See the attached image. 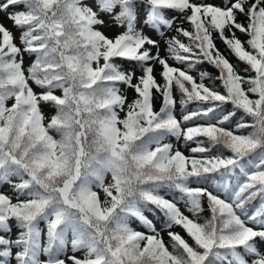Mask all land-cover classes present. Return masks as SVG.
Listing matches in <instances>:
<instances>
[{
  "label": "snow or ice",
  "instance_id": "snow-or-ice-1",
  "mask_svg": "<svg viewBox=\"0 0 264 264\" xmlns=\"http://www.w3.org/2000/svg\"><path fill=\"white\" fill-rule=\"evenodd\" d=\"M0 264H264V0H0Z\"/></svg>",
  "mask_w": 264,
  "mask_h": 264
},
{
  "label": "trees",
  "instance_id": "trees-1",
  "mask_svg": "<svg viewBox=\"0 0 264 264\" xmlns=\"http://www.w3.org/2000/svg\"><path fill=\"white\" fill-rule=\"evenodd\" d=\"M183 27H185V28H187L188 27V24L187 23H185V24H183ZM182 40H184L185 42H187V40H186V38H183V37H180ZM241 38V40H245L246 39V37H244V36H241L240 37ZM216 44H217V47L220 49V51L229 59V61L233 64V65H235V66H237V68H238V70H241V74L243 75L244 73L242 72V69L245 67L242 63H239L238 62V60L233 56V55H229L228 54V52L225 50V46L219 41V40H217L216 41ZM127 66V65H126ZM177 66H179V65H177ZM203 68H204V70H206L207 72H209L212 76H215V75H217L218 74V70L217 69H215L213 66H210V65H207V64H205L204 66H203ZM159 72V71H158ZM193 76H197L198 74L195 72V71H193L192 73H191ZM207 82V81H206ZM133 95H134V93L132 92L131 93V96L129 97V100H131L132 99V97H133ZM159 102H157V104H156V109L158 110L159 109ZM194 107V106H193ZM47 109V108H46ZM47 110H49V109H47ZM50 111V110H49ZM200 123H203V121H200ZM183 142H181V144H182ZM180 150L186 155V156H188V155H191V153L188 151V148H186V147H183V146H181V148H180ZM225 154H227V153H225ZM161 195H164V191H162L161 192ZM178 195V194H177ZM167 198H169V199H171L172 197L171 196H169V197H167ZM205 209H207V203H206V201H205ZM188 213H186V215H187ZM204 215L205 216H207V215H209V213L207 212V211H205V213H204ZM156 216H160V213L157 211L156 212ZM157 226H160V222L159 221H157ZM175 229H178L179 231H181V229L180 228H175ZM182 232V231H181ZM183 233V232H182ZM184 234V233H183ZM185 235V234H184ZM164 240L167 242L168 241V236H166V237H164Z\"/></svg>",
  "mask_w": 264,
  "mask_h": 264
},
{
  "label": "rangeland",
  "instance_id": "rangeland-1",
  "mask_svg": "<svg viewBox=\"0 0 264 264\" xmlns=\"http://www.w3.org/2000/svg\"><path fill=\"white\" fill-rule=\"evenodd\" d=\"M212 2H218V0H212ZM170 15H175V14H174V13H170ZM177 23L179 24V22H177ZM104 31H105V34L108 35V36H114V35L116 34V30H115V29H104ZM174 34H175V32H169V33H168L169 36H173ZM149 35H152L153 38H156V36H155L154 33H149ZM161 45H162V47H163V41H161ZM161 54L163 55V52H162ZM156 71H157V72L159 71V66H157ZM157 79H159V76L157 77ZM131 93H132V91L129 90V92H128V97L131 96ZM45 112L47 113V112H49V111L45 108ZM179 206L181 207V210H182V211H185L183 204H180ZM185 213H186V211H185ZM146 215H148L150 219H155V218L152 216L151 213H146ZM156 223H157V221H156ZM132 226H133L134 228L137 227L136 223H133ZM159 227H160V226H157V228H159ZM138 230L143 231L142 228H140V229H138ZM174 230H175V231H178V232H181V231H179L178 229H174ZM181 234L184 235L182 232H181ZM166 236H167V233H166V232L163 233V237H166Z\"/></svg>",
  "mask_w": 264,
  "mask_h": 264
}]
</instances>
